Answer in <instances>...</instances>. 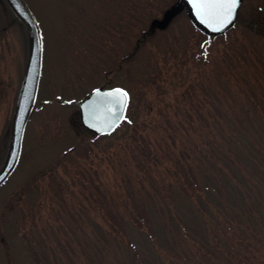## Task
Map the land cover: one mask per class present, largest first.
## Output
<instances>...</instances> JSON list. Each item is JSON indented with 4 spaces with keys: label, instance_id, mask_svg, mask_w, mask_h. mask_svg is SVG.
Listing matches in <instances>:
<instances>
[{
    "label": "rangeland",
    "instance_id": "1",
    "mask_svg": "<svg viewBox=\"0 0 264 264\" xmlns=\"http://www.w3.org/2000/svg\"><path fill=\"white\" fill-rule=\"evenodd\" d=\"M24 1L42 62L19 162L0 187V264H225L242 238L264 248L254 0L210 38L182 10L156 26L177 0ZM27 54V31L0 0V167ZM98 86L129 94L105 136L78 116Z\"/></svg>",
    "mask_w": 264,
    "mask_h": 264
},
{
    "label": "water",
    "instance_id": "2",
    "mask_svg": "<svg viewBox=\"0 0 264 264\" xmlns=\"http://www.w3.org/2000/svg\"><path fill=\"white\" fill-rule=\"evenodd\" d=\"M10 10L15 14L19 21L24 25L28 35V54L25 64L23 77L21 80L17 101L12 117L9 144L6 152V156L2 166L0 167V185L8 178L17 164L21 140L23 136L24 127L32 108V104L35 98L40 67H41V54H42V40L40 29L35 17L29 10L24 0H5ZM240 5V4H239ZM239 7V6H238ZM184 9L191 22L207 36L218 35L228 30L234 23L236 13L233 22L225 27L222 31H211L197 18L195 10L189 0H178V2L169 8L164 15L162 21H155L156 26L162 28L165 26L173 14L177 11ZM238 10V8H237ZM237 12V11H236ZM155 22H152L155 23ZM100 93L110 92L114 89H121L114 87L112 89H103L101 87L93 89L85 98H83L78 104V116L80 124L87 131L95 135H105L111 133L118 124L122 121L119 120L117 126L109 128L106 126L108 119V109L115 110V106L110 103H100L96 107L95 113H92L90 105L97 101V92ZM128 103V99H127ZM127 107V105H126ZM126 107L123 109V116L125 114ZM94 116L96 118H94Z\"/></svg>",
    "mask_w": 264,
    "mask_h": 264
},
{
    "label": "snow or ice",
    "instance_id": "3",
    "mask_svg": "<svg viewBox=\"0 0 264 264\" xmlns=\"http://www.w3.org/2000/svg\"><path fill=\"white\" fill-rule=\"evenodd\" d=\"M242 0H189L192 4L197 18L211 31H222L233 22L237 8ZM97 101L89 107L95 113L100 103H110L115 110L108 109L106 126L109 128L117 126L119 120L123 119V109L127 105L128 93L123 89H114L101 94L97 89ZM94 118H96L94 116Z\"/></svg>",
    "mask_w": 264,
    "mask_h": 264
},
{
    "label": "trees",
    "instance_id": "4",
    "mask_svg": "<svg viewBox=\"0 0 264 264\" xmlns=\"http://www.w3.org/2000/svg\"><path fill=\"white\" fill-rule=\"evenodd\" d=\"M237 245H238L237 248L227 249L228 251L224 253L223 258H224L225 264H252V262L254 261H255V264H264V259L262 258L259 259V257L262 254L261 252L264 253V248H262V246L261 248L255 247L252 250V248L247 246V243L245 242L244 238H242L240 242L237 243ZM212 247L215 248L216 245H212ZM204 253L205 254L209 253V251L206 250ZM213 253L214 252H212V254ZM242 253H245L247 255H242ZM210 255H208L207 257L211 258Z\"/></svg>",
    "mask_w": 264,
    "mask_h": 264
},
{
    "label": "flooded vegetation",
    "instance_id": "5",
    "mask_svg": "<svg viewBox=\"0 0 264 264\" xmlns=\"http://www.w3.org/2000/svg\"><path fill=\"white\" fill-rule=\"evenodd\" d=\"M245 0H242V2H241V5H240V7H239V10L242 8V5L245 3L244 2ZM177 2H178V0H177ZM176 2V3H177ZM175 3V4H176ZM174 4V5H175ZM173 5V6H174ZM254 10H255V12L260 16H262V14H264V0H254ZM172 7V6H171ZM170 7V8H171ZM169 9V8H168ZM167 9V10H168ZM166 10V11H167ZM239 10H238V13H239ZM166 11H164V13L166 12ZM183 11V10H182ZM184 12V11H183ZM238 13H237V17H236V22H237V20H238ZM263 21V20H262ZM264 22V21H263ZM260 24H261V22H260ZM261 26V25H260ZM34 108V107H33Z\"/></svg>",
    "mask_w": 264,
    "mask_h": 264
}]
</instances>
